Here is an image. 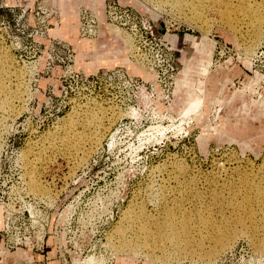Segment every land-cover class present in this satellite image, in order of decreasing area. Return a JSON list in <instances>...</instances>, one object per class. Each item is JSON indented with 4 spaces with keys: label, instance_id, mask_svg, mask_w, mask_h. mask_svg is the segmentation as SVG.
I'll list each match as a JSON object with an SVG mask.
<instances>
[{
    "label": "rangeland",
    "instance_id": "obj_1",
    "mask_svg": "<svg viewBox=\"0 0 264 264\" xmlns=\"http://www.w3.org/2000/svg\"><path fill=\"white\" fill-rule=\"evenodd\" d=\"M161 2L0 0V103L10 101L0 105V196L32 218L0 231V264H264V249L243 234L211 259L163 260L149 247L115 246L136 241L123 222L136 206L160 219L162 204L179 200L190 181L205 199L213 180L264 172V36L250 46L245 27L227 28L212 13L200 25L189 10ZM135 17L147 18L173 52V78L134 56L119 23ZM206 44L212 56L202 75L193 61ZM104 48L115 50L106 56ZM91 115L99 138L75 153L63 137L73 142Z\"/></svg>",
    "mask_w": 264,
    "mask_h": 264
},
{
    "label": "bare ground",
    "instance_id": "obj_2",
    "mask_svg": "<svg viewBox=\"0 0 264 264\" xmlns=\"http://www.w3.org/2000/svg\"><path fill=\"white\" fill-rule=\"evenodd\" d=\"M145 1H168V3L170 1V5L175 8L176 11L179 10L180 12L182 9L189 10L191 13L190 18L193 19L191 21L200 25L206 24L208 21L207 15L209 13L216 14L219 16V22L224 23V26H227V28L230 27L232 30H238L245 27L246 32L249 34L250 46H252L251 44L254 46L260 44L264 36V0ZM210 51V45L206 44L202 46L200 54L197 56V59L193 61L194 69L202 75L206 74L208 71L212 56L210 55ZM2 72L3 67L0 66V76H5ZM9 77L10 76H8V78ZM6 89L3 85H0V93L4 92ZM238 96L241 97V94ZM7 97H5L7 100L4 102L6 104L10 102ZM234 98L237 99V97ZM12 99L14 100V97ZM6 104L2 103L1 105L0 103L1 106ZM244 104L246 103L243 102L242 106H245ZM240 111L241 110H239V112ZM93 115L97 116L94 113ZM94 118L95 117L91 115V117L89 116L81 123V130L73 134L75 137V139L72 140L73 142L69 140L70 138L67 137L68 135L66 137L62 136L71 150L81 151L82 154H86L91 145L97 142L99 137L98 132L93 128L95 125ZM98 121L97 119V122ZM226 121L228 122V119L221 117L218 125L223 126ZM99 123L100 122H98V124ZM100 124L96 126L100 127ZM78 126H80V124ZM232 126L240 127L241 123L234 121L232 122ZM67 133L68 132H66V134ZM68 141H70V143H68ZM239 177L231 181L216 183L213 186H211V184L214 183V180L209 182L210 192L205 199L200 196V192L190 191L189 185L191 181L186 183L185 185L187 186L185 190L188 189L189 191H186L184 195L182 194L183 196L180 197L179 200L174 201V203H172L173 201L171 200V205H167L166 203L162 204V214L160 215L162 217L160 219L151 217L143 206L132 207L134 209L129 208L131 210L125 212L123 222L126 225L125 228L135 235L133 236L136 241L134 239L135 242L132 243L131 240L128 242V240L119 239L116 243L117 245H115L116 248L122 251L134 252L138 247H149L152 249L151 251L158 250L160 253L159 257L163 260L165 258L169 259L171 253L176 255L191 253L197 257L211 259L218 250L224 249L238 236L243 234V236L246 235L247 238L249 237L251 239L255 251H262L264 249V172L262 176L257 179L252 175L251 177L247 175L241 179H239ZM35 189L36 187L32 183V190L35 191ZM184 201L192 202L193 208L186 209L187 207H184ZM151 251L149 250V252Z\"/></svg>",
    "mask_w": 264,
    "mask_h": 264
},
{
    "label": "built area",
    "instance_id": "obj_3",
    "mask_svg": "<svg viewBox=\"0 0 264 264\" xmlns=\"http://www.w3.org/2000/svg\"><path fill=\"white\" fill-rule=\"evenodd\" d=\"M140 19L135 17L130 24L128 22L119 23L129 40L134 56L143 66H147V68L152 70L153 73L159 75L161 68L164 67V73H166L170 78H173V76L176 74V68L173 64V52L163 42V38L155 32L148 19L144 17ZM1 195L0 207L2 208V234L5 233V230H8L10 226L15 223H18L20 226H25L31 221V215L28 214V216H26L24 210H11L9 203H6L7 200L4 202V193L1 192ZM28 234V236L23 238L25 241L29 239L30 236L32 237L29 232ZM39 236L41 245H43V240L46 236V233L42 232ZM6 241L10 242V240ZM25 241L20 239V243L16 241L15 244L17 246H21V244L26 245ZM7 249L9 248L7 247ZM31 250H34L33 247ZM42 252L43 251L40 250V254Z\"/></svg>",
    "mask_w": 264,
    "mask_h": 264
},
{
    "label": "crops",
    "instance_id": "obj_4",
    "mask_svg": "<svg viewBox=\"0 0 264 264\" xmlns=\"http://www.w3.org/2000/svg\"><path fill=\"white\" fill-rule=\"evenodd\" d=\"M104 39V38H103ZM183 39V38H182ZM193 36H190L189 38H188V40L187 39H185L186 41H187V46H186V49L187 50H189L190 52H193L192 54H194L196 51V49H197V44L198 43H193ZM107 41L109 40L108 38L106 39ZM173 40H174V38H173ZM183 42H184V40H182V44H183ZM103 42L101 41V39H100V41L98 42V45L99 46H101V48H103V46H105V44H102ZM101 44V45H100ZM171 45V44H170ZM118 46V42H116V45H114V47H117ZM200 46H201V44H200ZM120 48V47H119ZM200 48V47H199ZM104 51V53L103 54H105L106 56H108V55H112L113 54V52H114V50L115 49H106L105 50V48L103 49ZM118 50V49H117ZM120 50V49H119ZM100 50H98V52H99ZM255 104V103H254ZM251 106H253V105H251ZM251 106H249V108H251ZM256 106V105H255ZM251 110V109H250ZM245 118V117H244ZM245 120V119H244ZM243 120V121H244ZM1 229H2V208L0 207V231H1ZM30 255H31V257H32V259L30 260V261H28L29 263H31L32 261H34V257H33V255H32V253L30 252ZM39 260H43L44 259V255H39ZM20 261H27V260H25V259H21ZM40 264H43V263H40Z\"/></svg>",
    "mask_w": 264,
    "mask_h": 264
}]
</instances>
